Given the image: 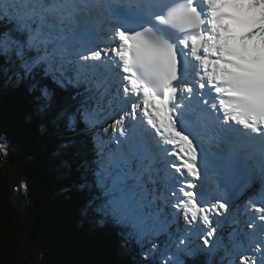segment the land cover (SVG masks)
<instances>
[{"label":"snow or ice","instance_id":"6c2138e0","mask_svg":"<svg viewBox=\"0 0 264 264\" xmlns=\"http://www.w3.org/2000/svg\"><path fill=\"white\" fill-rule=\"evenodd\" d=\"M26 83L41 114L91 145L81 167L100 194L85 211L122 246L151 258L146 244L167 235L161 264H264V0H0V88ZM49 84L73 89L74 103L55 110ZM194 103L208 147L184 124ZM137 107L159 154L137 134ZM241 196L247 227L261 229L247 252L235 251L239 232L232 247L216 235L238 224Z\"/></svg>","mask_w":264,"mask_h":264},{"label":"trees","instance_id":"16d2710c","mask_svg":"<svg viewBox=\"0 0 264 264\" xmlns=\"http://www.w3.org/2000/svg\"><path fill=\"white\" fill-rule=\"evenodd\" d=\"M50 87L55 110L74 103L71 95L56 91L54 84ZM38 95V89L32 91L26 84L0 88V144L6 145L7 153L0 152V264H52L48 255L56 249L64 254L71 245L74 250L68 252L73 257L56 264H147L139 248L133 244L122 246L116 230L99 225L93 212L85 211L89 199L100 194L90 172L85 171L84 177L78 175L82 168L79 164L93 158L91 145L80 147L82 138L61 124L60 146L71 140L76 145L61 147L64 151L53 159V149L58 151L47 142L45 133L55 132L53 119L51 114L38 111ZM41 124L48 127L42 134L38 132ZM51 137L53 142L54 135ZM65 152L71 156L68 161L64 160ZM44 182L55 188L45 189ZM56 202L65 205L66 212ZM118 254L122 263L115 260Z\"/></svg>","mask_w":264,"mask_h":264},{"label":"rangeland","instance_id":"374dc122","mask_svg":"<svg viewBox=\"0 0 264 264\" xmlns=\"http://www.w3.org/2000/svg\"><path fill=\"white\" fill-rule=\"evenodd\" d=\"M25 85V84H24ZM26 86H27V88H28V84L26 83ZM49 87H50V84H49ZM64 97V99H66V97H65V95L63 96ZM35 100H37V99H35ZM34 101V100H33ZM31 103H32V101H31ZM134 118H136V117H134ZM134 118H130V119H134ZM37 120V119H36ZM59 126L60 125H58V124H56V123H53L52 124V131H55V132H52L51 134L52 135H54V138H55V140L52 142V139H53V137H51V134H49L48 133V131H46L45 133H47L46 134V136L49 138V139H47V142L48 143H53V146L54 147H56L57 148V151H58V153H55L54 152V149H53V153H52V157H53V159H55V156H57L58 154H62V152L64 151V149H62L61 148V146H60V144H59V142H60V138H58V135H59ZM47 130L48 129V127L47 126H45V124H41V129H39L38 128V132L40 133V134H42L43 133V131L44 130ZM148 131H149V129H147ZM112 133H114V132H112ZM60 139V140H59ZM61 141H63V139L61 140ZM152 145V144H151ZM39 146H41V143H40V145ZM43 147V146H42ZM43 148H46V147H43ZM68 153L69 152H65V154H67V155H64L63 157H64V160L65 161H68L69 160V157H71V156H68ZM83 164V163H82ZM82 164H79L80 165V167H81V165ZM78 175L80 176V177H84V174H85V169H82V168H80V169H78ZM43 185H44V187H45V189H49V190H53L54 188H55V186L54 185H52V184H49V183H47V182H44L43 183ZM56 204H59L58 202H56ZM57 206H59V208H61L63 205H61L60 206V204L59 205H57ZM65 206V205H64ZM64 206H63V208H62V212H66V208H64ZM67 206H70V204L69 205H67ZM59 208L58 207H56V211L58 210V212L60 213V211H59ZM73 210H74V212H77V209H75V208H73ZM241 209H239V211H240ZM231 213V212H230ZM237 218L239 217V218H241V216H236ZM232 218V217H231ZM61 220V219H60ZM88 220V222H89V219H87ZM180 222L182 223V225H183V219L182 218H180ZM174 224H177V223H174ZM173 224V225H174ZM172 227V226H171ZM228 227V226H227ZM227 227H226V229H227ZM244 227V226H243ZM225 229V228H224ZM224 229H223V231H224ZM179 229H175V228H172L171 229V231L173 232V233H175V235L177 234V231H178ZM242 230H243V228H242ZM179 231H183V228H181ZM196 231H198V229L196 230ZM223 231H221V230H218V232H217V236H222V232ZM238 231V230H237ZM244 231H245V229H244ZM233 232H236V229H233ZM246 232L249 234V230L247 229L246 230ZM242 235V233H240V236ZM103 239H104V241H105V239H106V237L105 236H103L102 237ZM223 238V237H222ZM236 239L238 240V236L236 237ZM223 240H225L224 238H223ZM166 243H168V242H166ZM226 243H227V245L229 246V245H231L230 244V242L228 241H226ZM74 247V246H73ZM75 248V247H74ZM31 249V248H30ZM37 250H41V254H43L42 252H43V248H41V247H38L37 248ZM57 250V252L56 253H52V255H48L49 256V258H50V262L52 263V264H56L57 262H58V260H61V259H67V258H71V257H73L72 255H70V253L68 252V251H70V252H73V248H72V245L68 248V250L66 249V251L64 252V254L62 253V251L61 250H59V249H56ZM31 253L33 254V255H37L39 252L37 251V252H35V251H33V250H31ZM39 255V254H38ZM43 255H46L45 253L43 254ZM115 260H117V262H120V263H122V261H121V258H120V255L118 254V256H116V258H115Z\"/></svg>","mask_w":264,"mask_h":264},{"label":"bare ground","instance_id":"6f19581e","mask_svg":"<svg viewBox=\"0 0 264 264\" xmlns=\"http://www.w3.org/2000/svg\"><path fill=\"white\" fill-rule=\"evenodd\" d=\"M149 131H150V130H149ZM159 147H160V145L157 144L156 146L153 147V150L155 151V150L157 149L156 152L158 153ZM158 154H159V153H158ZM171 233L173 234L172 231H171Z\"/></svg>","mask_w":264,"mask_h":264},{"label":"water","instance_id":"95a60500","mask_svg":"<svg viewBox=\"0 0 264 264\" xmlns=\"http://www.w3.org/2000/svg\"><path fill=\"white\" fill-rule=\"evenodd\" d=\"M5 147H6V145H5Z\"/></svg>","mask_w":264,"mask_h":264}]
</instances>
